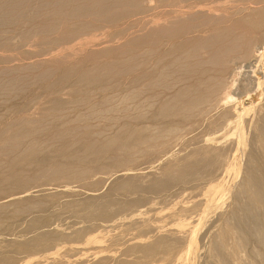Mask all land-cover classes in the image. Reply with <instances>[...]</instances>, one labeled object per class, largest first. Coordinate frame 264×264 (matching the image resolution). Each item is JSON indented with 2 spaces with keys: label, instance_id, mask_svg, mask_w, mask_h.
I'll list each match as a JSON object with an SVG mask.
<instances>
[{
  "label": "rangeland",
  "instance_id": "374dc122",
  "mask_svg": "<svg viewBox=\"0 0 264 264\" xmlns=\"http://www.w3.org/2000/svg\"><path fill=\"white\" fill-rule=\"evenodd\" d=\"M150 1H152L150 4L152 7L156 1ZM196 1H185L187 8L181 9H186L185 13H193L198 9L194 12L197 17L195 21L206 22L194 34L198 36L209 31L212 32L213 29L220 28L221 25L224 27L225 23L227 25L230 23L237 30L240 27V30L243 29L248 32L250 28L247 27V30L246 26L235 19H242L245 15L264 8V0H208L209 2L203 0L202 3ZM32 2L36 8V0H32ZM149 3V1L146 2V5ZM226 3L228 4L226 5ZM209 4L212 5V8ZM175 9L177 10V8ZM28 10H23L26 11L23 12L24 15H29L30 10ZM177 11L180 12V8ZM35 12L36 9H34L33 14ZM38 13H35L37 18L35 14L33 16L31 13L32 15L27 16L28 18L23 15L21 21L19 18V20L7 22L8 29L5 27V23H3L4 26L2 23L0 24L2 26L0 28V81L9 80L12 77L20 80L22 78L21 81L17 80L20 83H17L16 91L14 89L11 93H0V136L8 137L13 130L12 128L22 120L27 121L26 125H31V121L43 117V119L45 118L42 122L43 130L35 134V140L41 141L45 137L44 140L52 130L61 125L78 124V115L86 113L87 108L89 109L93 104L98 106L101 99L106 96L112 98V110L100 119L99 117L96 119L94 116L90 117L89 124L95 125L96 123L97 125L98 123L102 125L103 137L115 135L120 126L126 120L128 121V117L124 116L127 113L122 112L123 107L132 104L130 101L125 102L126 100L121 98L127 85L129 86L127 73L122 74L118 79L115 77L109 82L111 84H106L104 89L99 88L98 85L90 86L89 92L85 95V101L61 107L59 113L63 117L50 121L51 124L47 121L45 112L56 101L67 102L82 95L83 92L80 91L78 84L80 73L93 64H103L104 62H111L110 64H112L115 53H107L106 48L115 49V51L120 50L119 47L125 40L124 37L131 36L134 29L132 28L131 31V28H127L129 30H126L124 35L122 34L124 37H117L118 35L109 34L110 28L97 26L89 29L95 30L94 32L87 31L84 34L82 32L80 34L83 36L77 34V37L74 36L68 42L58 41L55 39L59 35L60 27L49 32L35 31L37 30L35 26L46 19L43 16L46 15L45 13L42 15ZM146 13H148L146 17H150L149 14L154 15L156 11L151 9ZM153 15H151L152 18ZM23 18L31 19L27 21ZM156 19L157 21L162 20ZM14 21H18V23L16 24ZM4 32L10 33L9 36L6 33L4 36ZM90 32L95 34L94 38ZM251 33H254L253 36L255 34L258 36L257 29ZM89 34L90 36H88ZM103 37H107V39ZM262 37L264 38V36ZM262 37L259 42L257 41V44L248 50L246 57L237 60L238 62L234 64L236 71L238 70L237 63L242 64L253 57L258 58L259 62L256 66L258 67L257 70L260 71L258 72L259 75H262L264 70V55L260 56V51L264 48ZM91 38L92 42L89 43ZM77 39L82 43L76 42ZM95 54L99 55L96 57ZM29 65L33 67L31 69L19 68ZM3 68L5 71L2 70ZM5 68H12V72ZM45 68L50 70V73L47 76H42L44 77L42 78L39 74L46 70ZM66 68L72 70L66 72L68 70ZM232 74L229 76L226 74L228 77L225 79L228 82L231 75L232 78H236L235 88H231V94L237 96L238 100L235 107L233 106L235 111L232 110V113H229L230 116L232 115L231 117L219 121L214 119V122L210 124L203 122L199 126L193 125L187 132H182L170 140L167 146L161 148L150 147L145 143L135 145V153L129 158L121 151L110 149L97 157L89 156L87 157L89 160L86 158L83 163L84 167L90 170V176H87L89 180L87 185L83 186L79 180L66 179V177L47 178L46 180L44 176L37 174V164L35 165L34 162L24 166L23 174L37 175L31 182L29 181L30 183L23 185L24 187L3 186L0 189V262L8 256L14 255L8 264H89L94 261V258L96 260L100 257H103V260L99 264H112V258L122 252L129 243L138 240L139 235H143L142 237L145 239H150L162 234L175 241L174 246L168 251L155 255L143 264H205L209 263L208 250L210 244L216 246L218 235L225 231L224 229L229 224L234 233L238 236H244L246 240L242 245L243 247L238 246L239 248H236V255L234 256L231 252L235 245L234 238L231 234L228 235L222 255H217L218 263L264 264V241L260 242L255 235V228L259 226H261L259 228L264 234L262 210L259 206H255L256 208L251 206L250 208L249 201L245 200L247 199L246 196H243L248 194L246 193L247 188L244 187V189L243 186L250 183V180L247 179V181L246 178L251 177L250 172L255 168L254 157L257 158L260 153L257 146L253 144L252 137L254 135L252 134H255V124L259 121L256 119L259 118L262 111L264 112V85L256 92L244 94L241 86V82L244 80L243 75L239 73L237 76L234 72ZM23 77L29 78L25 80ZM116 80H120L122 84H116ZM123 83H125L124 86ZM23 85L25 86L22 87ZM177 121L179 120L177 119ZM131 124H135L134 121H131ZM153 126L161 127L162 122L157 120ZM48 148L47 151L43 150L39 153L38 159L46 161L60 158L52 147ZM73 148L75 149V146ZM224 148H227L226 152ZM214 149L218 150L214 151ZM221 149L224 151L225 157H222L217 164L220 166L216 167L217 170L214 167V170H208L203 174L201 172L200 176L197 177L196 174L186 181H176L156 190H146L147 192L143 190L154 180L161 179L164 170L168 167L175 166L174 172H176L180 170L179 166L192 159L195 153L201 156H209L213 152L219 153ZM116 157L121 159L118 164L115 163ZM7 158H9L8 153L0 155V169H2L0 172L7 171L5 166ZM66 162L72 161L67 160ZM72 164L74 163L72 162ZM249 167L253 169L251 170ZM132 177H136L135 180ZM245 182L248 183L245 184ZM138 188H141V191ZM239 193H242L241 196L243 197H240ZM107 196L116 199V201L118 199L122 201L132 200L134 204H130L122 211L113 212L111 218H82L90 205L101 203ZM72 203L78 204V210L70 209L69 205ZM34 219L35 224L33 225L32 220ZM41 232L47 233L49 236L41 247H31L28 244L29 240ZM77 233L80 235L75 238Z\"/></svg>",
  "mask_w": 264,
  "mask_h": 264
},
{
  "label": "bare ground",
  "instance_id": "6f19581e",
  "mask_svg": "<svg viewBox=\"0 0 264 264\" xmlns=\"http://www.w3.org/2000/svg\"><path fill=\"white\" fill-rule=\"evenodd\" d=\"M148 1L150 3L149 5H146V2L148 3ZM155 1L156 2L153 3V6L151 7L150 4L152 3V1L150 0H36L37 6L36 8H34L32 0H0V24L5 23V27H7V29L9 27L6 26L7 22L11 20H19V18L21 21L23 15L25 14L23 12H26L23 10L29 9V15H32L34 9H36L35 13L39 12V15L45 13L46 15L43 16L46 19L40 22L39 25L35 26V29H37L35 31L49 32L57 27H60V31L58 33L59 35L55 39L58 41L63 40L65 42H68L74 36L77 37V34L83 36L85 32L93 31V29H89L97 26L110 28L111 30H108L109 34H112L113 36L118 35L117 37H122L124 35L123 33L130 28L131 31L132 28L134 29L131 36H123L125 40L120 45V50L115 51V49L113 50L110 48H106L105 51H107V53H115L112 64H110L111 62H104L103 64H93L91 67L83 70L82 72L80 71L81 73L79 75L78 84L79 88L81 89L80 91L83 92L82 95H79L77 98H72L67 102L56 101L45 112V114L47 115L46 117L48 118L47 121L49 122L53 120L55 121L59 117L62 118L63 116H60L59 113L60 108L65 105L69 106L70 104H77L81 101H85V95L89 92L90 86L98 85L99 88L104 89L107 86L106 84H111L109 82L112 81L115 77H117L118 79L119 76L121 77L122 74L127 73L129 75V86L127 85L124 95H121L122 97H120L126 100L125 102L130 101L132 103L130 104L132 106L128 104L123 107V110L121 109L122 112L127 113V115L124 113V116L128 117V121L126 120V122L120 126L119 130H117L118 132L115 135H109L106 137L102 136V125H99L98 123L97 125L96 123L95 125L89 124L90 117L92 118V116H94V119H96V117H99L100 119V117H104L105 114L109 113L110 110H112V98H109L108 96L101 99L98 106L93 104V106H90L89 109L87 108L86 113L84 112L83 114L78 115V124L72 126H67L65 124L59 127L54 126L57 128L52 130L51 133L48 134V137L46 136V139L43 140V138H45L43 137V141L41 139V141L35 140V134L42 132V122H44L45 118H36L35 120L31 121V125H26L25 123H27V121L22 120V122L18 123L15 127L12 128L13 130H11L8 137H5L4 135L0 136V155L2 153H8L9 155V158H7V162L6 160H3L6 162V165L5 163H2L7 167V171L3 170L0 172V189H2L3 186L21 187L28 184L29 181L31 182V180L34 179L37 175H26V173L23 174L22 172L24 166L31 162H34L35 165L37 164V174L40 176H44L46 180L47 178L50 179L54 177H66V179L71 178L73 180H79V183H82L83 186L87 185L89 183L87 176L90 174V170L85 168L83 163L89 156L97 157L99 154L110 149L121 151L129 158L135 153V145L145 143L150 147L161 148L165 145L167 146L170 140L177 137L182 132H187V130H189L193 125L199 126L203 122H207L208 124H210L214 122V119L215 121H219L222 119L227 120L228 117H231L232 115L230 116L229 113L232 110L235 111V103L238 100L237 96L231 94V88H235L236 84V78H232V72H234V74L236 75L239 73L240 75H243L244 80L241 82V86L244 90V94L256 92L262 88V85H264V70L262 71V75H259L258 72L260 71L257 70L258 67L256 66L259 62L258 58L252 57L247 62H243L242 64L237 63V71L234 68V64L238 62L237 60L246 57L248 55V50L251 49L255 44H257V41L259 42V40H261L260 38L264 36V8L259 9L257 12L245 15L242 19H235L236 21H239L241 22V24L246 26V28H250L249 30L247 28L248 32L243 29L240 30V27L237 30L235 27H232L230 23L228 25L225 23L226 26L224 24V27L221 25L220 28L217 27V29H213L212 32L209 31L208 33L198 36L194 34L198 32L200 30V26L205 24L206 22L195 21L197 17L196 13L194 12L198 9H196L193 13H185L186 9H181L183 7L187 8L185 1L188 0ZM196 2L202 3L203 0H197ZM227 4L228 3H226V5ZM175 8H177V10H179L180 8V12ZM151 9H154L156 13L154 15L149 14L150 17H146L148 15V13L146 12ZM29 15L26 14L24 15V17H29ZM151 15H153L154 19ZM156 18L162 20L157 21ZM30 19L31 18H29L28 20H24L29 21ZM206 21L208 22V19H206ZM17 23L18 21L16 22V24ZM12 24L15 23L12 22ZM2 26H4V24ZM2 26L0 28H2ZM237 26L238 24L236 25V27ZM256 29L258 32V36L256 34L253 36L254 33L251 32L256 31ZM258 29L260 30L258 31ZM82 32L83 34H80ZM5 33L8 36L10 34L4 32V36ZM48 34L50 35V33ZM91 34V36H93L94 38L95 34ZM88 36H90V34ZM105 38L107 39V37ZM262 39L264 40L263 37ZM77 40L78 41L76 42H79V39ZM90 42H92V38L89 43ZM95 55L93 56L95 57ZM98 55H96V57ZM261 55H264V48L260 51V56ZM32 67L29 65L20 66L19 68L31 69ZM5 69L9 71L12 68ZM14 69L15 68H13V70ZM2 70H4V68ZM71 70L72 69H68L66 70V72H70ZM49 73L50 70L46 69L42 71L39 76H47ZM229 73L232 75L230 80H228L227 82L225 79L230 75ZM226 74H228V76H226ZM28 78L29 77H26V79ZM17 80L20 79L12 77L6 81H0V93H11V91L16 88L17 83H20ZM120 83V80H116V84L120 85ZM124 84L125 83H123V86ZM24 86L25 85H23L22 87ZM16 90L17 89H15L14 91ZM122 102L124 101L122 100ZM261 113L262 114L259 116V118L256 119L257 121L259 119V121L255 124V134H252L254 135V137H252L253 144L257 146L260 153L258 154L257 158L254 157L255 168H252V170L249 167L252 170L250 172L251 177L246 178V180L249 179L250 183L243 186V188H247L248 191L246 190V193L248 194L245 193L246 195H243L245 190H243L244 192L241 191L243 192V194H239L240 197L246 196L247 199L245 200L249 201L250 208L251 206H254V208H256L255 206H259L262 208H260V210H262L263 221L264 112L262 111ZM246 118L248 119V117ZM177 119L179 121H177ZM157 120H160V122H162L161 127H156L157 125L153 126V123H156ZM131 121H134L135 124L132 125ZM74 146L75 149L73 148ZM48 147H52L61 159L58 158L60 160L52 159L46 161L44 159H38L39 153H41V151L43 150L45 151ZM224 149L226 152L227 148ZM216 150L214 149V151ZM213 153H211V155L209 156H201L200 154L195 153L193 158L182 163L179 166L180 170L176 172H174V169H176L175 166L168 167L164 170L162 178H159L160 180H154L148 187L144 186L145 189L143 188V190L147 192L146 190H156L162 186L171 185L176 181H186L189 178H193L192 176L197 174L198 177L200 176L199 174L201 172L203 174L208 170H212L214 167L215 170H217V164L222 159V157H225L224 151H222L221 149L219 153ZM67 160L72 161L74 164H72V162H66ZM120 161V157H116L115 163L118 164L120 163ZM250 169H248V171H250ZM135 178L136 177H134L133 179L135 180ZM246 183L248 182H245V184ZM138 189L140 190L141 188ZM118 200L116 201V199L114 200L112 197L108 198L107 196L101 203L90 205V208L86 211V214L83 215L82 218H111L113 216V212L122 211L130 204H134V201L132 200ZM69 207L70 209L78 210V204L72 203L69 205ZM32 223L33 225L35 224V219L32 220ZM223 227L225 228V226ZM259 227L255 228V235L260 240V242H263L264 234ZM224 230L225 231L221 232L218 235L216 246L210 244V248L208 250L210 259L209 261L207 260L210 264H220L218 263L217 255L222 253L228 235L231 234L234 238L235 245L231 249L232 255L234 256L236 255V248L238 246H242L244 244V241L246 240L244 236H238L236 233H234V230L229 226V224ZM165 232L163 233L164 235ZM79 235L80 234L77 233L75 238H78ZM48 236L49 235H47V233L41 232L30 239L28 244L31 247L39 248L42 246ZM142 236L143 235H139L138 240L132 241L125 248H123L122 252L114 256L112 258V264L147 263L152 257L161 252L168 251L175 244V241L171 240V238H166L162 234L150 239H145ZM227 250L229 251L228 248ZM12 256H8V258L0 262V264L10 263V261L13 259ZM102 258L103 257L96 258V260L94 258V261L89 264H99L103 260Z\"/></svg>",
  "mask_w": 264,
  "mask_h": 264
}]
</instances>
